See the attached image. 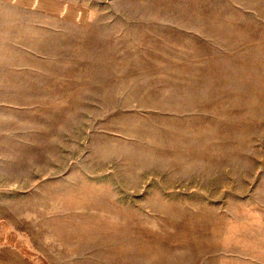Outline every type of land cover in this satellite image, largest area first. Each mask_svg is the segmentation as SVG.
<instances>
[{
  "label": "rangeland",
  "instance_id": "rangeland-1",
  "mask_svg": "<svg viewBox=\"0 0 264 264\" xmlns=\"http://www.w3.org/2000/svg\"><path fill=\"white\" fill-rule=\"evenodd\" d=\"M8 5L0 247L22 264H264V0Z\"/></svg>",
  "mask_w": 264,
  "mask_h": 264
},
{
  "label": "crops",
  "instance_id": "crops-1",
  "mask_svg": "<svg viewBox=\"0 0 264 264\" xmlns=\"http://www.w3.org/2000/svg\"><path fill=\"white\" fill-rule=\"evenodd\" d=\"M3 7H7L8 9L11 10V9L17 8L18 6L17 7L13 6V5L0 6V9ZM4 217L0 218V219L8 221L10 223V226L14 227L15 223H13L9 218H6V217L4 218ZM18 253L19 252L15 248L5 249L4 247L3 248L0 247V264H22L20 262L19 257L16 255ZM10 254H12V256ZM23 259L26 260L25 258H23ZM24 264H28V263H24Z\"/></svg>",
  "mask_w": 264,
  "mask_h": 264
}]
</instances>
